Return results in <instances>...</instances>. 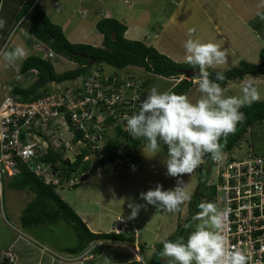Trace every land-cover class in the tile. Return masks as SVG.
<instances>
[{"label": "rangeland", "instance_id": "rangeland-1", "mask_svg": "<svg viewBox=\"0 0 264 264\" xmlns=\"http://www.w3.org/2000/svg\"><path fill=\"white\" fill-rule=\"evenodd\" d=\"M38 1H41V5L43 6V3L46 0ZM38 1L33 0L32 4ZM103 1L104 2L100 5L102 13L107 9H110L109 11L111 12V15L104 17H113L115 19H118L119 21L122 18L121 22L124 24L126 23L128 26L131 25L129 29L133 28L131 30L132 33L133 30L135 31V35L133 36V38L135 37L136 40H144L145 42L146 29L155 27L156 31L157 25L162 21H165L166 16L158 14L153 5L142 3L136 5L133 9L129 7L128 9H126L124 0ZM106 1L108 3H106ZM239 1L241 3H248L249 0ZM5 2L3 11H6L3 12V20H5L7 23L11 22L12 19L14 21H17L19 19V21L15 28L12 27L13 24L7 28V34L9 33V35L6 36L4 45L1 50L11 49L15 47L18 41L17 37L21 35L20 30L22 29V26L20 24L23 22L27 25L26 18H19L17 16L11 15L10 6H12V1L5 0ZM57 2L58 5H60L59 10H61L63 7L62 1L58 0ZM17 4L18 6H23L22 0L17 1ZM88 4L90 5L91 3ZM161 4L164 5V7H167V4L164 2ZM50 7L51 10L46 15L51 22L60 26V24L54 22V16H57L56 12L58 13L59 11L55 9L56 7L54 6L52 1H50ZM87 7L88 6L79 8L78 13H74L71 16V18H74L75 20H81V24L79 26H73L72 24H69L68 28L62 29L61 27V30L66 39L71 43L100 46L102 44V41L97 34L92 22L94 21L95 16H93V14H91L90 12H87ZM155 7L159 8V6ZM82 10L85 11L82 12ZM125 10H130L134 19L133 22H128L127 17L124 15ZM133 10L135 11L134 14L132 12ZM26 14L27 18L29 19L28 12ZM100 18L101 16H96V19ZM7 23L5 25H7ZM134 25L135 27H133ZM130 34L131 33L126 32L125 37L128 39H132V36ZM230 35L232 36V34ZM29 36L30 37L27 38V43L25 42L26 44L23 45L22 43H18V45H21L24 48L30 50L33 45L32 43H34L35 40L31 38V33H29ZM12 38L13 41H11ZM223 38L225 39L224 35ZM154 40L155 38H152V41L149 45H151ZM260 49L257 53L258 58L257 56L254 57V59H258V61ZM26 52L27 57L31 52ZM31 55H41V53L39 51H34ZM49 60L52 62L55 71L58 73L66 70H71L76 66L75 62L63 57L54 56L53 58L50 57ZM241 60L246 59L239 57L236 61V65ZM20 61L21 59L13 63H8L0 58V67L3 65L2 71L0 70V86L4 83H7L6 81H12L14 75H16V66ZM97 66L98 68H102L105 72L116 71L118 73H124L119 72L118 69L113 68L106 63L93 65L91 71L96 70ZM125 74H131L133 77H135L136 81H139L138 83L142 85L141 93L143 99L152 87H156L160 92H163L172 88L180 79L185 78L183 74L178 75L177 77H163L161 75L151 73L143 68L135 66L126 68ZM260 76L263 77H255L253 75L247 74V76L245 75L244 77V79L246 80L237 82L231 81L225 86L221 87L224 89V93L226 96H241V88L243 87L244 83L247 80H251L253 82V86L257 89L258 92V98L255 100H262L264 99V74L262 73V75ZM25 78L26 79L23 81L21 80L23 78H21L18 81L17 85L21 87H28L34 80L35 76L33 74H30V76L26 75ZM191 81L193 83V78H191ZM173 83L175 84L173 85ZM75 84L76 82L72 83L71 81L62 82L63 86L68 85L70 89H73ZM62 85H57V83L47 84V88L53 89L55 87H61ZM6 91L7 90L0 89V96L6 95ZM7 94L12 93L7 92ZM183 95L188 96L190 101L195 102L200 96L197 85L193 83L192 86L189 87ZM161 149L162 150L160 153L153 156L152 152L146 148V144L142 148H140L138 159H140L141 161V166L135 170L128 169L124 164H121L117 168L108 166L105 169H101L100 172H95L90 179L79 181V183L73 187L64 184L62 187L56 188V191L59 193V195L66 202H68L69 205L71 204L70 206H73L75 211H83L88 209L90 213H92V225H94V227L99 230L94 232L112 231V225H116L115 223H118V217L126 215L125 233H129L133 237L134 233H136V242L130 244L131 247L129 246L126 248H121L117 245H114L115 242H113L112 240H99L98 244L97 240H91L85 248L89 247L93 242L96 243V246L90 252V254L85 257V259L83 258L82 254L81 259L85 260L84 264H117L124 262L125 260L130 258H133V260H139L141 264H166V258L161 257V255H155V249H161V241L174 235L175 231L179 227V224H182L184 222L183 220L188 217L190 210L189 203L195 193L198 181V168L190 175L185 174L180 177L168 176L167 169L164 164V160L167 158V146L161 143ZM235 149H237L238 151L240 149V153L246 151L249 152L251 149H253L257 153L264 156V120L249 127L243 138L239 141V144L233 147L229 152H232ZM74 176H79V174L73 175L72 178H74ZM177 180H183L185 183H187L188 191L191 196V199L189 201L181 205L182 211L174 214L168 213L166 211L157 212L156 207L152 205H146V202L140 199V193L147 192L150 189H155L157 184L162 185L164 190L173 189L177 184ZM126 185H130V187L125 190ZM1 189L0 246L4 244L6 245V243L11 239L12 235L10 234L9 229L11 227H17L22 232H26L31 236L33 235L31 238L38 242L34 244L39 251L34 249L33 246L28 247V245H24L21 249V252H31L33 254L32 257L34 260L39 257V254L41 259L45 256L44 255L42 257L40 252L42 246L51 248V250L54 252H60L59 250L61 249H59L56 244L64 247L71 246L74 243H77L75 232L69 225L63 222H58L52 225H42L39 227L41 233L37 234H33L27 228L20 227L18 223V216L32 195L27 190L17 191L15 189H11V187L8 185V178L2 179ZM207 196L208 188L205 191V197L201 198L202 202H207ZM131 202L145 205V207L141 208L140 212L134 219L129 218L131 215V209L128 207V204ZM45 237H48L49 240H54L56 244L45 239ZM98 245L100 247L97 248ZM132 246H136L139 249L143 248V250H141L142 252L137 254L133 250ZM3 248H6V246H3ZM85 248L82 249L83 253L85 252ZM45 253L50 254L48 252ZM89 255L91 256L89 257ZM45 258L48 259V257ZM63 259L67 260V258Z\"/></svg>", "mask_w": 264, "mask_h": 264}, {"label": "built area", "instance_id": "built-area-1", "mask_svg": "<svg viewBox=\"0 0 264 264\" xmlns=\"http://www.w3.org/2000/svg\"><path fill=\"white\" fill-rule=\"evenodd\" d=\"M52 56L51 51L45 55ZM118 71L124 73L98 68L81 76L73 89L50 88L27 99L7 94L13 87L9 81L2 84L7 91L0 96V187L3 178L20 172L18 161L26 163L45 183L56 185L78 183L105 163L113 168L124 164L102 152L104 141L99 133L107 128L114 137L117 127L128 133L123 117L139 110L143 96L139 81L125 74V69ZM70 125L83 132L80 139L73 140ZM87 144L89 153L83 161L91 159L93 163L77 173L79 176L66 178L61 164L76 160ZM48 150L60 153L55 162L47 160ZM229 151H223L218 162L211 159L206 182L213 190L209 202L231 210L224 220L229 245L244 250L248 264H264V156L253 149ZM103 159L106 161L101 162ZM118 221L124 223V218Z\"/></svg>", "mask_w": 264, "mask_h": 264}, {"label": "clouds", "instance_id": "clouds-1", "mask_svg": "<svg viewBox=\"0 0 264 264\" xmlns=\"http://www.w3.org/2000/svg\"><path fill=\"white\" fill-rule=\"evenodd\" d=\"M5 23V20L0 19V29L5 26ZM194 32L195 29L189 30V38L184 42L183 48L184 61L193 68L199 69L193 77V83L197 85L200 93L199 98L192 102L188 96L176 94L171 89L160 92L156 87H152L141 100L139 110L123 117L126 121L125 131L134 139H144L147 142L146 148L152 152L153 156L161 152V143L167 146V158L164 164L167 175L170 177L192 174L204 162L206 156L214 162L220 161L223 158L221 138L225 143L227 142V137L234 134L237 125L245 119L240 109L246 103L258 98L257 89L251 80L244 83L241 96L225 95L220 84L210 79L208 69L225 64L228 57L227 50L222 49L219 43L202 42L198 38H192ZM35 42L39 45H36L34 51L42 52L44 57L48 51H51L43 42ZM0 47V58L8 63L24 60L27 55L26 49L21 45L4 50H1L3 46ZM54 56L55 53L52 58ZM16 72V76L10 83L13 87L24 88L17 85L18 81L21 78H23L22 81L25 80L28 74V76L35 75L36 71L31 70L27 74H21L18 66ZM224 79L222 72L216 74L217 81ZM103 168H105L104 165L99 170H95L92 175L82 177L80 181L90 179L95 172H100ZM66 178L69 177L66 176ZM63 184L53 185L62 187ZM1 188L2 185L0 195ZM140 199L145 201L146 205L156 207L157 212L166 211L174 214L182 211L181 205L189 201L191 196L187 183L177 180L173 189L164 190L162 185L157 184L155 189L140 193ZM128 207L131 209L129 218L134 219L145 205L131 202ZM198 208L199 211L191 218L192 222L185 224V230L188 231L186 238L181 236L174 241L167 239L161 241L163 248L160 255L166 258V264H248L249 258L245 251L240 247L230 246L225 234L224 220L231 210L221 209L214 202H201ZM118 223L124 228L126 221L124 219V223L119 221ZM112 231L124 233L123 229L114 228ZM133 238L132 242L115 240L113 242H115L114 245L126 248L135 243V237ZM95 246L96 243L93 242L85 248L83 258L90 254ZM132 248L137 254L143 250L136 246ZM0 256L8 263L14 261L13 255L7 251L0 252ZM132 261L140 263L139 260L128 262Z\"/></svg>", "mask_w": 264, "mask_h": 264}, {"label": "trees", "instance_id": "trees-1", "mask_svg": "<svg viewBox=\"0 0 264 264\" xmlns=\"http://www.w3.org/2000/svg\"><path fill=\"white\" fill-rule=\"evenodd\" d=\"M32 3L33 0H24L23 6L16 16L20 18L28 10L29 27L33 39L43 42L49 50L56 54L55 56L75 62L76 66L71 70L58 73L55 71L49 57H44L42 52H40L41 55H29L20 63L19 71L21 74H27L31 70H36L35 78L28 87H13L11 90L13 95H19L27 99L32 95L38 96L42 91L49 90L50 88H47V84L59 83V85H62L64 81L76 82L77 84L76 79L91 71L93 65L99 63H106L118 69H126L131 66L140 67L163 77H177L182 74L181 71L183 69L193 68L186 62L173 60L168 55L158 51L155 47L147 45L140 40L126 38L124 36L126 26L113 17H102L95 25L96 30L103 36L100 46L71 43L63 35L61 27L50 21L39 2ZM81 53H84L86 57L81 56ZM89 58H99V60L90 64ZM97 69L98 66L96 67ZM196 69L199 71L198 67ZM208 71L210 72V79L219 83L220 86H225L231 81H241L247 74L258 77L264 72V48L260 49L259 61L256 63L241 60L231 68L225 70L209 68ZM218 72L223 73L225 77L223 81L216 80V74ZM192 84L191 78L189 80L183 78L170 89L176 94H184ZM61 87L69 88L68 85H62ZM240 111L244 113L245 119L237 125L236 132L227 137L226 143L221 138L220 143L223 145V151L231 150L238 145L249 127L264 120V99L252 100L250 103H246ZM70 129L73 132L74 141L83 136V132L80 129L71 125ZM114 132V137H112L111 131H108L107 128L99 133L104 141L102 152L107 153L109 158L122 159L127 168L133 165V170L139 168L141 166V161L138 159L139 149L147 142L144 139H134L129 133L122 132L119 127L115 128ZM89 148L90 145L87 144L85 149H82L81 154L76 157V160L73 162L65 160L64 164H61L60 167L64 175L66 174L67 177L77 175L80 171L87 169L90 166L89 163H93L91 159L83 161L84 155L89 153ZM135 150L137 152L134 155ZM57 157L54 151H47L46 158L49 161L55 162ZM105 161L106 159H103L101 162ZM80 164L82 165L80 166ZM79 166L80 168L77 171ZM108 166L110 165L105 163L104 167L106 168ZM210 166L211 158L206 156L205 162L198 167V181L195 193L189 203L190 210L188 217L183 220L184 222L182 224H179L174 235L166 238L167 240L174 241L181 236L187 237L188 231L185 230V224H190L192 222L191 218L199 211L198 205L202 202L201 198L205 197L207 188L209 191L208 195L213 193V190L206 184ZM18 167L20 172L8 177V185L11 189L17 191L27 190L32 195L18 216L20 227L29 228L39 225H52L58 222L66 223L73 229L77 239L75 246L65 248L67 252L81 251L91 240L134 241V238L126 233H115L113 231L92 232L73 207L59 195L56 191V185L45 183L24 162L18 161ZM94 167L95 165L93 164L92 168ZM64 184L71 186L68 182ZM75 185L77 184L72 185V187ZM207 202H209V196H207ZM160 245L161 249H155V255H160L162 252L163 244L160 243ZM41 251H44L43 254H46L45 252L52 253L51 250L44 246H42ZM57 255L54 254L53 258L58 259L59 256ZM11 263L9 262V264ZM0 264H6L5 260L0 258ZM125 264L141 263L132 261Z\"/></svg>", "mask_w": 264, "mask_h": 264}, {"label": "crops", "instance_id": "crops-1", "mask_svg": "<svg viewBox=\"0 0 264 264\" xmlns=\"http://www.w3.org/2000/svg\"><path fill=\"white\" fill-rule=\"evenodd\" d=\"M12 1V6H10L11 15L16 16L20 11L22 5L18 6L17 1L20 0H10ZM24 0H22L23 3ZM50 1L53 2L55 9L59 11L56 12L57 16L55 17L54 22L60 24L62 29L68 28L69 24L80 25L81 20H75L71 18L72 14L78 13L79 8L87 7V12H90L95 16L93 22L94 28L99 19H96V16H109L111 15L110 9L105 11L101 10V3L103 0H61L62 1V9L59 10L58 0H46L41 5V1H38L43 11L47 14L50 10ZM144 1V2H143ZM5 0H0V19H3V8H4ZM87 2V3H85ZM125 8H135L136 5L145 3L147 5H153L154 9L157 10L158 14H162L165 17V21L159 23L156 27L146 29L145 33V44L149 45L152 41V38H155L151 46L155 47L161 53H164L171 57L173 60L177 62H185L184 55L185 50L183 48L184 42L189 38V30L195 29V32L192 33V38H198L202 42H214L219 43L222 49H226L228 53L227 62L221 66L215 67L213 69L217 70H225L234 65H236V61L239 57L245 58L247 61L250 62H257L254 57L257 56L258 58V50L261 47H264V0H249L248 3H241L239 0H163L164 3L167 4V7L162 5V0H124ZM161 2V3H160ZM6 3V2H5ZM88 3H91L90 5ZM106 3H108L106 1ZM155 6H159L156 8ZM116 8V7H115ZM138 8V7H137ZM85 10H82L84 12ZM125 16L128 19V22L134 21L132 13L130 10H125ZM134 14V10L132 11ZM27 19V25L25 23H21L22 29L20 30L21 35H19L18 43H22L23 45L27 43V38L30 37V27H29V19L27 18L26 12L20 18ZM100 18V19H101ZM118 20V19H117ZM122 18L119 22H121ZM12 19L11 22H6L2 29H0V46L4 45L7 34L8 27L12 24V27L15 28L19 19L14 21ZM5 23V24H6ZM122 23V22H121ZM124 24V23H123ZM124 36L126 32L131 33L133 40H136L135 31L133 33L129 29L126 23ZM135 27V25L133 26ZM96 29V28H95ZM137 31V30H136ZM97 34L103 40V36L100 32L96 30ZM232 34V36L230 35ZM223 35L225 39L223 38ZM22 37V38H20ZM228 37V38H226ZM14 38V37H13ZM13 38L11 41H13ZM31 38H33L31 36ZM147 38V39H146ZM141 41V40H140ZM26 42V43H25ZM74 42V41H73ZM155 42V44H154ZM12 43V42H11ZM10 44V42H9ZM32 47L30 50L26 49V51L34 52L36 50V45H39L37 42L32 43ZM1 48V47H0ZM56 55V54H55ZM22 62L21 61L16 66V71L18 69V65ZM3 65L0 67L2 71ZM17 73V72H16ZM16 76V75H14ZM247 76V75H246ZM263 77V76H258ZM248 79V78H247ZM246 80V79H243ZM8 82V81H6ZM10 82V81H9ZM175 83H173L174 85ZM130 187V185H126L125 190ZM71 205V204H70ZM73 207V206H72ZM74 209V208H73ZM77 211V210H76ZM77 213L79 216L86 222L88 228L94 232L99 231L92 225V213L87 210H78ZM118 218H124L126 221V215H122ZM116 225H112L111 230L114 228L123 229L124 233L126 232L124 228L120 227L119 223H115ZM39 226L36 227H29L27 228L33 234L41 233ZM10 234L12 235L11 239L6 243V245L0 246V252L7 251L8 253L12 254L14 257V261L11 264H84L85 260L82 258V250L76 252H67L65 248L73 247L74 244L71 246H60L55 243L54 240H49L48 237L45 239L55 243L60 252H54L51 248H48L52 251L51 254H43V251L40 250L42 259L40 257L36 258L35 260L32 257L31 252H21V249L24 245H28V247L33 246L34 249L36 248L34 243H38L36 240L32 239L30 234L26 232H22L17 227H11ZM109 232V231H108ZM129 236V233H126ZM133 237V236H132ZM135 242H136V233H134ZM6 246V248H3ZM39 251V250H38ZM59 256L58 259H54L53 255ZM45 257H48L45 258ZM1 258V257H0ZM63 258H67L63 259ZM138 258V257H137ZM85 259V258H84ZM6 264H9L6 259H4ZM133 260V258L127 259L124 262L117 263V264H124L128 261ZM104 264V263H103ZM110 264V263H108Z\"/></svg>", "mask_w": 264, "mask_h": 264}, {"label": "water", "instance_id": "water-1", "mask_svg": "<svg viewBox=\"0 0 264 264\" xmlns=\"http://www.w3.org/2000/svg\"><path fill=\"white\" fill-rule=\"evenodd\" d=\"M113 38H114V36H113ZM80 55L83 57H86V55L84 53H81ZM98 60H99V58H89V63L93 64V63L97 62ZM181 73L184 75L185 79H190V78L194 77V75L196 73H198V70L196 68H187V69H183L181 71ZM263 74H264V72H263Z\"/></svg>", "mask_w": 264, "mask_h": 264}]
</instances>
